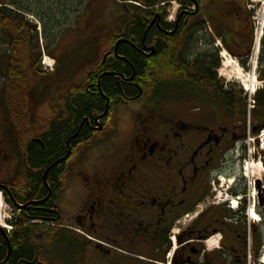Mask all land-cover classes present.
Wrapping results in <instances>:
<instances>
[{"label":"flooded vegetation","instance_id":"1","mask_svg":"<svg viewBox=\"0 0 264 264\" xmlns=\"http://www.w3.org/2000/svg\"><path fill=\"white\" fill-rule=\"evenodd\" d=\"M95 1L24 2L41 9L32 24L47 38L50 56L55 35L73 25L79 51L90 59L81 80L53 96L44 90L54 83L58 59L51 72L36 70L40 97L33 110L26 99L23 117L18 68L0 62V264H16L13 235L32 229L42 235L34 264H60L64 254L71 264H264V169L252 186L246 180L251 164L244 166L251 135L254 158L264 160V136L242 122L240 90L216 77L221 50L250 56L252 10L243 0H112L114 8L99 10L96 20ZM171 3L180 7L172 24ZM84 9L79 26L75 20ZM207 28L211 53L177 49L185 83L155 89L144 79L134 82L137 73L165 71L175 39L185 41L198 29L193 45L204 47ZM130 55L142 60L139 70ZM166 87L185 91L177 99L182 108L169 115L159 109ZM57 134H70L65 153L35 166L36 152L47 154Z\"/></svg>","mask_w":264,"mask_h":264},{"label":"trees","instance_id":"2","mask_svg":"<svg viewBox=\"0 0 264 264\" xmlns=\"http://www.w3.org/2000/svg\"><path fill=\"white\" fill-rule=\"evenodd\" d=\"M25 1L26 0H0V37L3 38L6 45V51L3 53V55L4 60L7 62L6 64L17 67L18 71H20H17L15 76L16 82L21 84L20 87L17 88V90L20 91V94H18L17 91L16 101L17 110L20 111L19 113L22 117L24 115V105L27 98H30L32 110L36 106L34 101V92L31 90L35 87V78H38L36 70L39 69L38 67L40 62V55H38L37 59H35V51L32 49L34 41L36 40L35 26L27 18L29 16L40 18V13L38 9H33V7L24 5ZM35 5L39 6L38 2ZM197 30L198 29L192 31L190 36L185 41H181L180 38L173 41V45L171 49H169L170 56H167L166 58L167 65L165 71L153 75H140L137 73L134 76V82L138 83L140 82V79H144L150 88L151 85H155V89L172 85L173 83H185L188 78L186 75V70L183 64L178 60L176 52L180 46L184 51L190 48L192 49L194 43L193 36ZM130 57L131 58L129 60L139 70L142 60L136 59L134 55H130ZM24 67L29 68L30 71H24ZM126 75L129 77L131 76L130 73H127ZM200 81L211 82V79L204 78L200 79ZM106 84H108L110 88H115L114 82L110 79ZM246 102L247 101L244 99L241 104L243 116L246 114ZM226 104L224 103V106H226ZM227 105L233 107L231 104ZM251 108L253 113V123H255L256 127H259L260 129L264 128V121H262V119H264V88L256 92L251 102ZM21 120L22 121L17 119L18 129L20 128V124L23 122L22 118ZM76 129V126H73L69 133L73 134ZM67 136L66 138L65 136L63 137V134L52 136L50 138V143L47 145V154H41L40 151L36 152L35 166H42L46 163L49 165L53 164L59 157H61L65 153L64 143L66 140H68ZM48 177L50 180H53L56 175L53 171H51L48 174ZM36 179L39 182L40 176H38ZM43 193L45 192L43 191ZM17 233L13 235L15 236L14 241L17 244L12 251L11 257L13 262L16 264H34L35 255L38 250V246L41 243V232L38 229H32L27 234H24L22 231ZM28 238H30L29 246H24L23 244ZM0 241L2 242V239H0ZM10 243H13V239L10 241ZM4 252L5 247L3 246V248L0 250L1 255H3Z\"/></svg>","mask_w":264,"mask_h":264},{"label":"rangeland","instance_id":"3","mask_svg":"<svg viewBox=\"0 0 264 264\" xmlns=\"http://www.w3.org/2000/svg\"><path fill=\"white\" fill-rule=\"evenodd\" d=\"M38 0H33L32 4L37 2ZM245 0H243L244 3ZM112 0H96L95 1V19L98 20L101 16L99 13V10L104 9V7L112 9L114 8V5L111 3ZM250 4L249 1H247ZM246 3V2H245ZM39 5V4H38ZM86 8V7H85ZM41 17V9H38ZM83 11V12H82ZM81 11V14L76 18L75 22L77 20H80L79 23H77L79 26L81 24V20L87 18V9H84ZM264 11V0H261V3L257 4L256 7L252 10V14L256 12H262ZM51 17V16H50ZM67 15H65L64 20L62 23H65ZM28 20L32 22L33 24L36 23L37 19L29 17ZM38 22V21H37ZM74 22V23H75ZM71 23V22H70ZM67 24V28L69 24ZM38 28L40 27L39 25L37 26ZM83 27H86L84 25ZM68 32L66 34H56L55 35V41L54 45H52L51 50L54 52L53 55L54 57L50 56L47 52L46 49L44 48L45 45V37H40V31H35V38L36 40L34 41L33 44V51H35V59H37V56L40 55V62H39V70L42 71V65L41 62L43 60V57H48L50 60H54L55 56L59 61V70L57 73V76L53 80L52 85H48L47 90H44L45 94H48L50 96H53L54 94H57L61 91L63 85H65L67 82H79L82 78L81 73L83 72L84 68L89 64V59L90 58H85L79 50H81V47L83 44L79 45L80 42H77V32L74 30V26L71 25L70 28H68ZM89 33V32H87ZM96 37L98 35V38L96 39V45H97V40L99 39V34L100 30H97ZM90 34V33H89ZM38 35V38H37ZM91 35V34H90ZM51 36V35H50ZM81 38H85V35L80 34ZM54 39V36L53 38ZM90 39V38H89ZM87 40V42L89 41ZM209 38L207 37L206 39V45L204 47L200 46H192V49H200L201 53L206 52V53H211V50L214 49L212 47H208L207 45H212L211 42L208 40ZM91 40V39H90ZM214 41V40H213ZM215 42V41H214ZM38 46V47H37ZM83 46V50H84ZM6 51V45L4 43V40L2 37H0V62H4V55L3 53ZM84 54V52L82 51ZM250 53V52H249ZM222 57L219 55L218 56V70L216 72V77L217 79L224 83L229 81L230 85H233L234 87L237 88V90H240L241 96L243 99H245L247 102V109H246V114L243 116L244 121L246 124V129L249 130V132H252V125H253V113H252V108L249 109V98L247 95H245V91L243 89V86H247L248 84H253L255 85V90L254 92L256 93L260 88V85H263L264 82V35L262 38V43L261 47L259 50V53H256V51L253 52L252 57L247 56L248 58H234L231 55H229L227 52L221 50ZM34 55V54H32ZM258 57V59H257ZM34 59V58H33ZM34 61V60H33ZM49 63L48 60H46V63ZM227 65V66H223ZM219 73V74H218ZM241 75V76H239ZM35 87L31 90L34 92L35 97L39 98L40 97V90L37 92L38 89L42 87V83H40L39 78H35ZM60 85V86H58ZM264 87V85H263ZM169 88L166 87L164 93H163V98L164 100L160 103L159 109L162 110L161 112L163 114L169 115V113L172 112L173 109H179L180 107L182 108L181 104L177 102V99H184L185 91L184 89H175L173 91L167 90ZM36 91V93H35ZM253 92V93H254ZM254 94H252V97ZM170 98H176V99H170ZM248 111L250 112V126L248 127L247 123V113ZM224 118L227 119V115H224ZM248 144L250 147H247L248 152L245 154V168L246 166H250L251 164V175H246L247 182H251L253 186V181L256 179L257 176H259L262 172L253 169V166L255 164L261 163L263 166L264 160L260 158H254V153L256 152L255 150V145L253 144V136H250V141H248ZM247 164V165H246ZM264 169V167H263ZM264 171V170H263ZM244 172V171H243ZM237 175V172H235ZM264 175V172L260 175L259 178H262ZM249 179V180H248ZM78 250L75 249L74 253L75 255L77 254ZM81 254V252H79ZM78 256V254H77ZM64 261L61 262L60 264H71L70 259L67 258L66 254L63 255ZM253 257V256H252ZM254 259V258H253Z\"/></svg>","mask_w":264,"mask_h":264},{"label":"built area","instance_id":"4","mask_svg":"<svg viewBox=\"0 0 264 264\" xmlns=\"http://www.w3.org/2000/svg\"><path fill=\"white\" fill-rule=\"evenodd\" d=\"M176 7H172L170 11V17L169 20L173 19V16L176 13ZM252 23L254 25V35H255V41L254 45L256 47V50L258 51L259 45H260V40L263 35V29H264V11L262 12H256L253 17H252ZM50 68V65H47ZM262 135L264 132L261 133Z\"/></svg>","mask_w":264,"mask_h":264},{"label":"bare ground","instance_id":"5","mask_svg":"<svg viewBox=\"0 0 264 264\" xmlns=\"http://www.w3.org/2000/svg\"><path fill=\"white\" fill-rule=\"evenodd\" d=\"M224 67L225 66H227V65H223ZM53 68V67H52ZM226 68V67H225ZM51 71H52V69H51ZM239 76H241V75H239ZM245 88H246V90H247V92L250 94V95H252V94H254L253 92H254V90H255V85H253V84H248L247 86H244ZM252 167H250V169H251ZM256 168V170H258V171H261L262 172V166H261V163H258V164H255V166H253V169H255ZM250 169H249V171H250Z\"/></svg>","mask_w":264,"mask_h":264},{"label":"water","instance_id":"6","mask_svg":"<svg viewBox=\"0 0 264 264\" xmlns=\"http://www.w3.org/2000/svg\"><path fill=\"white\" fill-rule=\"evenodd\" d=\"M69 154H70V153H68V155H67L65 158H63L62 160L58 161L56 164L65 161L66 158L69 156ZM3 235H4V234H3ZM7 241H8V240H7ZM9 255H10V246H9V244H8V255H7V258H9Z\"/></svg>","mask_w":264,"mask_h":264}]
</instances>
